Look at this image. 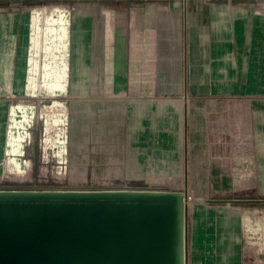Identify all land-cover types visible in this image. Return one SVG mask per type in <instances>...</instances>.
I'll return each instance as SVG.
<instances>
[{"label": "rangeland", "instance_id": "1", "mask_svg": "<svg viewBox=\"0 0 264 264\" xmlns=\"http://www.w3.org/2000/svg\"><path fill=\"white\" fill-rule=\"evenodd\" d=\"M187 1L188 16L196 9L204 13L207 7L231 11L245 7L254 12L256 24L264 25V0ZM183 2H119L126 7L136 3L166 8L176 3L177 17L169 14L164 22V13L169 10L162 8L158 29L160 36L168 38L167 45L168 36L174 42L180 39L181 61L176 67L175 63L162 62L161 83L154 97H126L114 105L110 101L108 107L92 110V116L83 115L81 123H74L79 114L73 109L71 96L70 29L79 2L0 0V86H6L0 98L11 99L0 127V189H184L189 199L188 264H264V193L219 192L195 174L190 147L192 113L191 109L185 111L182 97ZM101 13L104 17L103 10L98 11ZM10 14L18 20L12 68L13 37L8 30V42L3 36L4 16ZM260 70L259 91L264 93V67ZM159 72L157 68V75ZM0 109L6 110L4 105ZM232 120L229 133L235 128ZM101 137L104 140L100 141ZM112 138L127 146H87L108 143ZM64 167L67 176L62 178Z\"/></svg>", "mask_w": 264, "mask_h": 264}, {"label": "crops", "instance_id": "2", "mask_svg": "<svg viewBox=\"0 0 264 264\" xmlns=\"http://www.w3.org/2000/svg\"><path fill=\"white\" fill-rule=\"evenodd\" d=\"M71 1L79 2L70 29L71 96L73 109L79 114L74 123H81L83 115L92 116V110L108 107L110 101L114 105L126 97H154L161 83L162 62L175 63L176 67L181 61L180 39L174 42L168 36L170 45H167L168 38L160 36L158 29L161 10L166 7L136 3L126 7L119 3L139 0ZM183 3L185 88L182 97L185 111L191 109L192 113L190 147L193 146L195 174L219 192L262 195L264 93L259 91L258 83L260 68L264 67V25L256 24L254 12L245 7L234 11L207 7L204 13L196 9L188 16V1ZM167 8L169 13H164V22H168L169 14L178 15L176 3ZM99 10L104 11V17L98 14ZM4 18L3 36L8 42V30L13 37L12 68L18 20L12 14ZM168 50L169 56L164 54ZM189 67L194 69V74L188 73ZM5 88L0 86V91ZM10 101L8 97L0 98V104L6 108L0 109V127ZM231 120L235 126L233 133H229ZM117 141L112 138L108 143L87 146L113 149L127 146ZM250 180L255 182L249 186Z\"/></svg>", "mask_w": 264, "mask_h": 264}, {"label": "water", "instance_id": "3", "mask_svg": "<svg viewBox=\"0 0 264 264\" xmlns=\"http://www.w3.org/2000/svg\"><path fill=\"white\" fill-rule=\"evenodd\" d=\"M183 190L0 189V264H187Z\"/></svg>", "mask_w": 264, "mask_h": 264}, {"label": "built area", "instance_id": "4", "mask_svg": "<svg viewBox=\"0 0 264 264\" xmlns=\"http://www.w3.org/2000/svg\"><path fill=\"white\" fill-rule=\"evenodd\" d=\"M59 162H62V161H59ZM60 174H61L62 178H65L67 176V169H66V167H64V170L60 171ZM183 191H184V189H183Z\"/></svg>", "mask_w": 264, "mask_h": 264}, {"label": "bare ground", "instance_id": "5", "mask_svg": "<svg viewBox=\"0 0 264 264\" xmlns=\"http://www.w3.org/2000/svg\"><path fill=\"white\" fill-rule=\"evenodd\" d=\"M216 10V9H215ZM8 163H9V166H10V168H11V165H10V163H11V160L10 159H8ZM186 194H188V193H186ZM191 198V197H190ZM189 199H187V196H186V205H187V201H188ZM242 211V210H241ZM245 212V211H244ZM243 212V213H244ZM242 213V212H241ZM261 231H262V229H261ZM187 264H188V260H187Z\"/></svg>", "mask_w": 264, "mask_h": 264}]
</instances>
